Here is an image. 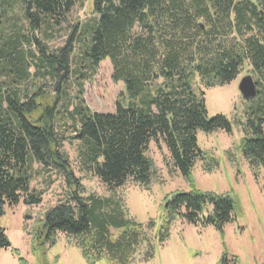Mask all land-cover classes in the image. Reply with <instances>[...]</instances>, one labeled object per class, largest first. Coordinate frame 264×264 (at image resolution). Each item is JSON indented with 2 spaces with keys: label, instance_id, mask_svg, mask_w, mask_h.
I'll return each instance as SVG.
<instances>
[{
  "label": "trees",
  "instance_id": "obj_1",
  "mask_svg": "<svg viewBox=\"0 0 264 264\" xmlns=\"http://www.w3.org/2000/svg\"><path fill=\"white\" fill-rule=\"evenodd\" d=\"M81 1L0 0V216L5 206L41 202V192L29 190L38 164L62 174L70 189L40 221L43 241L65 235L87 264H132L147 243L148 261L155 252L147 235L153 223L128 218L114 190L127 181L149 185L153 165L145 154L159 141L173 170L191 185L192 168L204 158L196 132H231L224 116H207L204 92L192 86L195 74L204 89L223 86L248 63L256 95L248 100L239 149L251 167L264 166V0H94L92 17L50 52L44 41ZM75 49L80 65L74 72L84 69L81 79L109 59L112 82L124 83L126 105L118 100L114 112L104 114L90 111L80 92L70 101ZM65 121L80 170L96 177L109 196H83L61 151L65 137L58 128ZM168 202L156 234L160 244L176 219L220 235L233 220L230 197L193 184ZM0 248L10 249L1 228ZM10 253L24 262L17 250Z\"/></svg>",
  "mask_w": 264,
  "mask_h": 264
},
{
  "label": "rangeland",
  "instance_id": "obj_2",
  "mask_svg": "<svg viewBox=\"0 0 264 264\" xmlns=\"http://www.w3.org/2000/svg\"><path fill=\"white\" fill-rule=\"evenodd\" d=\"M93 3L94 0L77 3L67 15L66 21L58 26V31L48 32L53 38L44 42L50 52L64 45L74 26L92 17ZM15 12L19 13L17 7ZM76 53L75 49L74 55H71L70 101L76 102L80 92L83 104L90 111L104 114L113 113L118 100L126 105L129 99L124 83L112 82L109 59L103 60L93 73H85V78L81 79L79 73H84V69L74 72L80 65ZM245 76L254 79L247 62L229 84L204 89L196 74L192 82L195 90L204 92L207 116L211 118L222 115L231 125L230 133L222 130L196 132L197 146L204 158L197 160L192 168V184L201 192L230 197L233 201L232 222L224 226L223 234L220 235L212 227L193 226L176 219L169 223V235L160 244L156 234L165 221L164 207L168 206V201L175 194L188 193L192 184L177 170H173L164 144L160 141L150 142L145 154L153 165L149 185L142 187L127 181L114 190L128 218L143 226L153 223L147 235L149 240L152 238L155 247L154 257L144 261L147 243L142 244L132 264H264V166L251 167L239 149L240 140L244 136L241 124L249 101L242 97L238 85ZM43 89L51 91L49 81ZM58 131L65 137L61 151L67 157L71 173L79 183L83 196H109L110 192L96 177L80 170L77 142L71 139L74 133L70 124L66 121L60 123ZM29 190L41 192L39 204L26 205L21 201L15 207L5 206L0 216V228L4 230L10 249L17 250L24 262L20 263L11 255L10 249L0 248V264H87L80 251L65 235L55 234L52 242L42 239L40 221L45 212L69 196L70 189L64 176L34 164ZM113 234L116 235V232ZM36 238H39V242Z\"/></svg>",
  "mask_w": 264,
  "mask_h": 264
},
{
  "label": "water",
  "instance_id": "obj_3",
  "mask_svg": "<svg viewBox=\"0 0 264 264\" xmlns=\"http://www.w3.org/2000/svg\"><path fill=\"white\" fill-rule=\"evenodd\" d=\"M238 89L245 100H250L256 95V86L250 76H245L241 79Z\"/></svg>",
  "mask_w": 264,
  "mask_h": 264
}]
</instances>
